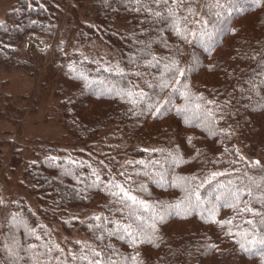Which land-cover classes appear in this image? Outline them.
Wrapping results in <instances>:
<instances>
[{"label":"trees","instance_id":"16d2710c","mask_svg":"<svg viewBox=\"0 0 264 264\" xmlns=\"http://www.w3.org/2000/svg\"><path fill=\"white\" fill-rule=\"evenodd\" d=\"M71 1L83 2L15 0L0 21V70L29 76L37 73L38 69L34 71L21 57L24 43L30 35L52 38ZM184 2L194 10L192 14L180 10L181 16L188 17L182 26L196 34H188V42L169 27L171 20L155 15L159 12L166 17L168 9L175 8L171 0L167 4L156 0H91L85 14L89 19L78 28L77 40L80 44L103 41L118 52L120 66L110 70L100 61L74 58L57 75L54 93L59 120L73 131L77 142L96 140L105 131L118 147L114 154L107 151L90 163L45 155L28 164L23 175L35 204L19 197L5 211L0 264H88L80 257L93 258V250L111 255L119 264H264V252L240 247L241 243L247 246V241L238 233L247 231V240L256 235L253 225L244 223L253 218L251 214L236 216L233 209L218 207L212 219L232 220L231 225H221L208 220L211 204L186 212L187 204L182 202L186 189L193 185L179 179L191 181L195 175L199 184L211 179V171H222L228 175L217 177L212 187L217 181L226 184L232 180L260 195L257 185L262 183L264 170L251 164L258 160L264 166V0H220L226 5L224 9L208 7L215 0ZM216 12H221L219 19L224 23L217 22ZM66 21L71 23L69 18ZM60 50L58 43L56 55ZM174 63L181 69L195 68L186 77H173L165 66ZM53 70L44 75L46 83L54 78ZM165 83L168 86L162 87ZM141 90L147 96L137 105L123 95ZM185 91L189 93L187 100ZM132 98L139 99L138 95ZM169 98L171 103H164ZM157 102L163 104L161 113L150 114L147 106ZM197 104L201 108L197 109ZM185 105V112L178 114L177 109ZM206 110L211 111V119ZM141 111L143 115L134 114ZM186 118L191 123H186ZM150 144L153 147H146ZM173 157L178 162L174 163ZM122 160V172L135 181L123 183L148 206L131 205L111 195L116 191L108 184L113 179L111 171ZM128 161L144 163L129 165ZM91 163L97 166L99 181L90 172ZM210 190L208 184L199 189L202 196ZM178 203L181 209L159 222L158 216ZM92 206L96 211L77 227L90 245L74 243L60 249L51 222L61 220L70 231L77 222L68 209ZM253 207L259 204L254 202ZM1 213L0 197V217ZM254 220L255 228L264 234L260 217ZM133 222L144 225L152 243L132 246L127 238L120 239L123 225ZM153 223L154 232L148 227Z\"/></svg>","mask_w":264,"mask_h":264},{"label":"rangeland","instance_id":"374dc122","mask_svg":"<svg viewBox=\"0 0 264 264\" xmlns=\"http://www.w3.org/2000/svg\"><path fill=\"white\" fill-rule=\"evenodd\" d=\"M14 2L15 0H0V21L4 20ZM89 4L91 0H83L81 4L73 1L68 3L57 33L52 38L39 35H30L27 38L21 57L32 65L34 71L38 69L33 76L20 71L0 70V229L3 215L12 201L22 197L32 206L35 204L31 186L23 175L28 164L45 155H60L90 163L99 154L107 151L114 154V148L118 147V142L113 141L105 131L96 140L77 142L73 131L65 128L59 120L58 98L54 93L56 79L68 62L74 58L97 60L110 70H116L120 66L118 52L103 41L92 39L83 44L78 42L76 33L83 21L89 19L85 15ZM68 18L71 20L70 24L66 21ZM58 43L61 50L56 55ZM51 68L54 69V78L46 83L44 75ZM137 144L142 145L140 142ZM151 146L153 147L151 144L146 147ZM91 164L90 172H96L97 166ZM116 166L111 174L123 183L126 180L119 177V174L124 161ZM94 211L96 209L93 206L69 208L68 214L77 222L70 231L64 229L61 220L51 222L60 249L73 247L77 242L85 247L90 245L77 227Z\"/></svg>","mask_w":264,"mask_h":264},{"label":"snow or ice","instance_id":"6c2138e0","mask_svg":"<svg viewBox=\"0 0 264 264\" xmlns=\"http://www.w3.org/2000/svg\"><path fill=\"white\" fill-rule=\"evenodd\" d=\"M139 2V0H137ZM168 3V0H156V3ZM171 3L175 5V8H169L168 9V15L166 17H162L161 13L156 12L155 15L157 17H161L165 21L171 20V24L169 27L175 31V33L183 40L188 42V34H191L195 37V32H190L189 30H186V28L183 25L184 21L188 20L187 16H181L180 10L183 8L188 13L192 14L193 9L186 5L184 0H171ZM208 7H214L217 9H224L226 7L225 4H221L220 0H215L214 4L208 5ZM216 17L218 18V23H224V20L219 19L221 17V12H216ZM201 23L207 24L209 21H201ZM166 69L172 74L173 77L179 76V77H186L187 72H191L194 70L195 65L188 69H181L178 67L177 64H173L172 67H169L168 65L165 66ZM176 83H179V80L175 81ZM168 84L165 83L162 85V87H167ZM151 87V85H149ZM176 92H179V89H175ZM124 96H127L129 98V102L133 105H137L141 103V100L147 96V93L143 92L142 90L137 94L132 91H126L123 93ZM139 99H133L132 97L137 96ZM186 100L188 99L189 93L185 91L184 93ZM123 98V97H122ZM164 103H171V98L166 100ZM208 103H212L209 101ZM150 114H159L162 111L163 104H160L157 102L155 105H148L147 106ZM155 109V112H152V109ZM187 108V105H185V108L177 109L178 114H182L185 112ZM196 108H201L200 104L196 105ZM136 115H143V111L140 113H134ZM206 116L208 119H211L212 113L210 110H206ZM186 123H191L187 118L185 120ZM214 134V133H213ZM191 142V138H189V143ZM144 151H148L145 149ZM157 151V150H153ZM227 151V149H225ZM55 159V158H52ZM243 159V157H241ZM173 162H178V158L173 157ZM133 163L137 164H143L144 161H128V164L131 165ZM156 163H159L158 161ZM231 163L235 164L236 161H232ZM251 167L257 168L261 167L262 170H264V166L260 165V161H253L251 164ZM139 175V173H136ZM93 175L96 178V181L100 180V176L94 171ZM121 177H124L126 181L130 183H135V181L132 179L131 175H127L124 172H121L119 174ZM147 175V173H145ZM228 175L227 172L222 171H211L210 176L211 179L205 178L202 180L199 184H196L195 181L197 180V177L194 175L191 177V181L188 180V178L181 177L182 181H184L185 184L191 183L193 186L190 189H186V197L185 201L182 203H186L187 207L183 209L184 211H195L197 209H200L203 206H206L208 204H211V210H210V216L208 217L209 222L212 223H218L221 225H231L232 220L226 219L223 221L212 219V216L216 214V211L218 207H228L233 209L236 216H239L241 213H248L251 214L253 217L252 219H247L244 221V223L253 225V229L256 233V235L252 236V239L247 240L248 232H241L238 233L241 235L246 241L247 246L245 243H241L240 247L244 251H251L252 249H259L261 252H264V234H261L259 229L255 228V217H260L259 223L261 225H264V177H262V183L260 185H257V191L260 192V195L257 197L253 194L252 187L248 185H242V184H233L232 180L227 181V183H222L217 181L215 184V187H212V182L216 181L217 177ZM161 179H163V176H161ZM251 179V177H249ZM108 184L111 186V188H115L116 191H112L111 195L120 197L123 201H130L131 205L140 204L143 206H148L147 202L144 200H141L137 195L133 194V190L130 186H125L124 183H121L120 181L116 180L115 177H113L112 180L108 181ZM205 184H208L210 186V191L206 193V195L202 196L199 189L203 188ZM141 190H143V185L140 186ZM245 196L248 197V199H245ZM259 204V207H253V203ZM129 205V206H131ZM181 209V204L178 203L176 205H169L168 208L165 210V213L158 216L159 222H163L167 215L173 211V210H179ZM201 218L205 219L203 213H201ZM95 219L99 220L100 217L97 216ZM137 220H142V217H137ZM153 232L156 230V224L153 223L148 226ZM124 235L120 236V239L127 238L128 242L135 246L138 243H152V237L150 235H147L145 232V227L142 223H126L123 225ZM113 233H110L112 235ZM231 235L232 233L229 231L228 233ZM142 237V238H141ZM79 243V242H77ZM31 247H35L34 245ZM58 247V245H57ZM49 252H51V249H48ZM92 257L89 258L87 255H84L80 257V259L87 260L88 264H119V262L115 261L111 258V255L104 256L101 251H92ZM125 261L128 259L127 257L124 258ZM133 261H136V257H132Z\"/></svg>","mask_w":264,"mask_h":264}]
</instances>
